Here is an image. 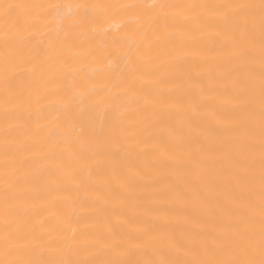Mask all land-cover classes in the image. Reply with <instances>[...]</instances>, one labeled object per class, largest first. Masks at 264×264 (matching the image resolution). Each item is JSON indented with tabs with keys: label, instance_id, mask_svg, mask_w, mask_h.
Here are the masks:
<instances>
[{
	"label": "bare ground",
	"instance_id": "bare-ground-1",
	"mask_svg": "<svg viewBox=\"0 0 264 264\" xmlns=\"http://www.w3.org/2000/svg\"><path fill=\"white\" fill-rule=\"evenodd\" d=\"M0 264H264V0H0Z\"/></svg>",
	"mask_w": 264,
	"mask_h": 264
}]
</instances>
